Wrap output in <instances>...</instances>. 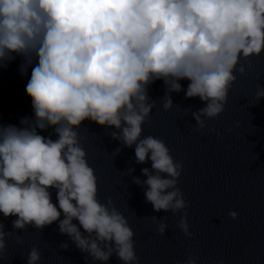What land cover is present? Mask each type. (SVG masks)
<instances>
[{
	"label": "clouds",
	"instance_id": "1",
	"mask_svg": "<svg viewBox=\"0 0 264 264\" xmlns=\"http://www.w3.org/2000/svg\"><path fill=\"white\" fill-rule=\"evenodd\" d=\"M262 52L264 0H0V67L22 56L23 76L35 60L25 87L33 118H22L23 127L0 125V214L15 217L13 230L57 222L86 260L107 264L115 256L138 264L127 219L111 198L97 197V177L79 142L83 122L114 128L110 136L122 147L135 146V163L150 160L151 169H141L147 178L133 183L145 187L155 212L175 214L189 207L177 186L182 164L160 138H141L155 106L149 86L163 80L164 110L173 106V92L204 102L192 112L200 131L224 111L234 73H245L240 60ZM261 98L264 87L256 92ZM48 129L56 139L38 132ZM229 216L237 219L235 211ZM178 227L191 238L186 212ZM166 228L160 222L156 231ZM12 234L0 222V256ZM40 259L33 247L26 264Z\"/></svg>",
	"mask_w": 264,
	"mask_h": 264
},
{
	"label": "water",
	"instance_id": "2",
	"mask_svg": "<svg viewBox=\"0 0 264 264\" xmlns=\"http://www.w3.org/2000/svg\"><path fill=\"white\" fill-rule=\"evenodd\" d=\"M24 63V57L15 56L0 67V125L23 127L20 120L34 116L25 87L35 60L22 76L20 66ZM240 64L245 73H234L237 79L229 90L224 111L215 119H206V127L200 131L192 116L205 106L198 97L186 98L185 91L173 92V106L164 110L163 80L148 88L155 106L142 125L141 138H160L174 160L182 164L177 186L189 207L180 212H155L146 202L145 187L133 183V177L146 179L141 169H151V161L135 163V146L122 147L110 136L114 128L84 121L79 129V142L97 177V197L101 203L111 198L113 206L127 219L134 232L138 264H185L190 255L197 257L195 264H257L264 241V98L258 102L256 92L264 87V52L241 59ZM180 83L186 90L188 82ZM38 132L57 138L52 129ZM50 191L56 203V192ZM232 211L237 213L235 220L229 216ZM184 212L191 238L178 227ZM152 216L157 217L155 222ZM14 219L0 214L4 231L13 232L6 238L0 264H26L33 247L41 254L38 264H100L90 257L86 260L87 253L60 233L57 222L41 231L31 227L21 231L13 230ZM160 222L167 225L163 235L156 231ZM63 243L68 244L66 250L62 249ZM107 264L122 262L113 256Z\"/></svg>",
	"mask_w": 264,
	"mask_h": 264
}]
</instances>
